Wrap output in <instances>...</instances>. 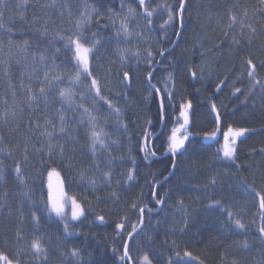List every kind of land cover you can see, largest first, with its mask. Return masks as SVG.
Returning a JSON list of instances; mask_svg holds the SVG:
<instances>
[{
	"label": "trees",
	"instance_id": "16d2710c",
	"mask_svg": "<svg viewBox=\"0 0 264 264\" xmlns=\"http://www.w3.org/2000/svg\"><path fill=\"white\" fill-rule=\"evenodd\" d=\"M199 1L210 2L222 16L218 21L228 17L235 6H241L252 29L240 36L239 46H230L219 37L224 33L222 29L199 17L198 0H188L181 37L171 57L162 58L154 71L152 84L162 95V113L159 97L147 85L148 64L132 69L130 74L135 79L129 86L119 78L121 62L117 50L123 41L105 21L109 10L118 11L120 0H0V50L7 49L11 54L8 60L0 54V264H122L118 256L127 239L114 225L123 221L127 232L131 224H137L139 212L132 207L133 203L143 206L142 201H151L148 206L153 211L158 208L151 198L149 184L155 186L157 180L161 181L171 171L173 158L165 154L170 130L181 123L179 112L187 111L189 100L190 139L186 151L176 156L174 174L157 188L158 196L167 199L172 182L188 176L187 170H183L185 166L190 173L206 168L207 175L190 184L207 187L208 196L205 194L202 208L209 209L203 210L202 217L189 227L187 239L191 246L197 248L206 264H264V238L258 232L260 196L264 195V66H261L264 4L261 0ZM91 8L97 9L102 17L93 19L86 35L91 38V33L97 32L104 37L96 74L108 77L106 87L102 81L104 94L121 109L119 116L103 104L96 109L106 136L105 146L97 145L95 155L88 124L81 123L79 107L80 104L91 107V98L85 95L81 100L84 88L77 89L75 105H65L58 97L59 89L68 86V75L74 70L71 55L58 34L70 35L74 21ZM152 30L158 38V53L151 64L154 68L161 57L159 51L170 49L176 36L172 33L166 40L157 24ZM176 30L179 32V24ZM203 30L212 33L217 43L211 51L219 56L213 65L215 76L204 81L188 75V71H197L201 58L196 45L190 46L188 53L184 50V42ZM19 45L27 56L36 58L44 67L53 69L58 65L63 71L62 80L51 87L46 84L44 95L38 94L40 76L33 77L27 69L31 68L29 62L27 65L26 59L13 53ZM41 54L45 57L43 61ZM249 57L257 65V85L250 84L246 74L244 62ZM169 73L172 80L168 79ZM221 85V91L217 92L216 87ZM236 87L240 92L235 91ZM147 89L148 98L143 95ZM33 94L34 100L30 98ZM213 103L221 112L220 132L215 140L203 138L217 128ZM61 116L66 125L63 133L59 131ZM229 126L234 130L249 129L239 138L235 164L215 158ZM45 127L53 133L50 138L41 134ZM144 137L148 138L146 145ZM142 146L147 147L149 159H144ZM152 149L156 151L154 157ZM132 157L137 172V184L133 186L125 183L133 167ZM52 170L60 173L67 194L82 206V218L74 219L70 206L59 215L51 209L46 178ZM109 171L111 184L104 178ZM227 173L228 177L223 178ZM213 178L218 179L216 186L210 184ZM113 191L118 199L113 197ZM163 193L168 195L165 197ZM245 194L249 195L245 198ZM213 200L240 212L246 228L240 230L226 224L223 209L209 207ZM97 215H104L107 222L98 221ZM157 215L145 211L144 233L162 230V225L153 226ZM154 237L161 245L164 243L163 236ZM114 247L120 252L114 253ZM129 248L135 259L136 245L130 242Z\"/></svg>",
	"mask_w": 264,
	"mask_h": 264
},
{
	"label": "snow or ice",
	"instance_id": "6c2138e0",
	"mask_svg": "<svg viewBox=\"0 0 264 264\" xmlns=\"http://www.w3.org/2000/svg\"><path fill=\"white\" fill-rule=\"evenodd\" d=\"M187 2L188 0H172V2L165 3L163 6L160 3V0H136V8H139L140 11H136V8H133L130 4H128V0H121V7H127L128 11L124 15L123 18H121L120 15L115 13L114 11L109 10L108 19L105 21V24L111 25L112 27H116V35L117 37H124L125 39L130 38L135 34L136 36H141V33L138 31L139 29V19H143L145 22L146 27L148 30H152V26L154 24H157L159 28L162 30L163 35L165 39L167 40L170 36V34L174 33L176 38L179 39L180 33L177 32V25L179 24L181 27L183 26L182 21L183 17L185 15V12L187 11ZM155 5V6H154ZM94 13V15H93ZM102 17V14L98 12L97 9L91 8L87 9L84 13L81 14L80 17H78L74 21V28L71 31V34L68 36L61 34H58L59 38L64 40L65 48L69 51L71 55L72 62H74V70L68 75V86L61 87L58 92V97L61 100V102L65 105L72 106L77 104L76 97L78 95L77 89L84 88L85 92L80 93L81 100L84 99L85 95H88L92 100V106L88 107L86 105L80 104L79 107L82 108L81 113V123L84 121H87L88 124V130H89V140L91 147L93 149V155H95V148L97 145H100L101 148L105 146V130L104 127H101L100 118H98V115L96 113V109L99 105L103 104L106 105L108 108L112 110L117 116L121 114V109L116 106L112 100L106 96L102 88V81L104 82V86L107 85L108 77L99 76L97 75V61L99 59L98 52L99 49L102 46L104 37L101 36L97 32L91 33V38H89L86 35V28L90 27L91 22L93 19ZM157 17H161V19H157ZM138 18V20H137ZM131 19L133 21H137L134 25L132 31H129V24L128 20ZM232 23H235V17H230ZM99 22V21H97ZM118 24V27H117ZM232 24L229 25L231 27ZM254 31V30H253ZM232 43L234 46H239L240 41L237 38H233ZM176 44L172 45L171 49H161L159 51V55L163 58H170L172 49L175 48ZM57 51H60L57 49ZM130 55L136 57V62H141V57L139 51H132L131 49H118L117 55L119 56L120 60V71H119V78L126 82L127 84H130L135 77H133L130 73L132 69H128L125 66L127 65V62L125 60V55ZM41 61L45 59L44 55H40ZM143 60L146 64L149 65L147 70L146 79L149 82V84L152 83L153 77H154V71L155 69L151 68V64L154 60L153 51L148 49L146 50V55L143 57ZM170 62L175 63V61L170 60ZM246 67V74L249 78V82L252 85L259 84V80L256 79V68L257 65L253 63V60L251 57H249L244 62ZM261 66H264V61H261ZM190 75L193 78H196L195 72H190ZM64 78V73L62 70L59 69L58 65L53 66V72L46 73L44 80L47 82L48 87H51V85L54 82H57L59 80H62ZM168 79L172 80L173 75L172 73L168 74ZM221 86L216 87V91H221ZM40 94L46 93L45 85L42 83L40 88L38 89ZM157 89L153 88V92H156ZM236 92H240V89L238 87L235 88ZM166 95V94H165ZM31 99H36L35 95L33 94ZM190 106L191 101H188V109L187 111H180L179 112V119L182 118V122L179 124L178 127H174L170 130V136L168 138V144H167V152L166 155L171 156L172 158L176 157L181 151H183L187 147V143L190 139L189 136V112H190ZM212 112L214 113V121L217 125V128L211 132L210 134H207L203 138L205 139H213L215 140L217 138V134L220 132L219 125L221 123V112L219 109H217V106L213 103L211 105ZM181 121V119H180ZM60 123L61 126L59 128V131L61 133L65 132V118L64 116L60 117ZM126 127V125H124ZM249 132V129L247 128H238L234 130L232 127H228L227 131L223 133V146L221 149H217L215 153V158L217 160L219 159H226L229 161H232L233 164L236 163L238 157L236 155L237 153V141L239 138L244 137L246 133ZM42 135H45L47 137H51L53 133L48 130L47 127L44 128ZM147 137L143 138V145L147 144ZM49 152L52 151L51 141L49 139ZM140 151L144 153V159H149L148 156V149L146 146H142ZM222 152V157L220 153ZM156 156V151L152 149L151 151V157ZM133 160V167L129 170V173L127 175V179L125 183L130 182L131 186L134 184H137L136 181V168H135V158H131ZM175 159H173V163L171 164V168L175 169ZM16 171L19 173L20 168L17 166ZM54 171V170H53ZM172 173L169 172V176ZM105 181L109 184H111V178L112 173L106 172L104 173ZM155 179V177H153ZM167 179V177L165 178ZM218 179L213 178L210 181V184L213 186H216ZM157 184L160 182L157 180ZM149 189L151 191V198L153 201H155V204L163 206L165 204V199L158 196L157 191L155 190V186L152 184H149ZM167 193H163V196H167ZM113 197L118 199L116 191H113ZM151 201H142L143 206H138L136 203L132 204V207L136 209L139 212V219L137 221V224H131L130 230L125 232V223L123 221L116 222L114 227L117 230H120L121 232H124V238H126L128 241L133 242L136 245V248L139 249V239L146 231V228L144 227V214L147 210L148 213L153 212V208L149 207L148 204ZM181 204H183V201H181ZM209 207H220L223 209L225 215L227 216V220L225 221L226 224H230L232 227L234 226L237 229L243 230L246 228V224L242 222V216L240 212H234L231 210V208H225L223 203L219 200H213V202L209 205ZM259 207L261 209V212L259 213L260 216V226L258 227V232L260 233L261 237L264 238V195L260 196V204ZM57 214L59 215L62 212V209L56 210ZM82 210L80 212L74 213V217L80 215ZM96 219L100 221L101 223H106V218L104 215H97ZM188 222L185 220L183 222V227L180 229L181 231L184 230V228H187ZM246 246V243H245ZM173 251V254L169 256L166 260V264H177V262H182V257H187L192 260L198 259V257L194 256L191 251H183L180 250V245L177 244L176 241H172L171 244ZM122 252H120V249L114 247L113 252L117 253L120 252L118 259L122 262V264H128L129 261L132 262V264H153L154 258L148 253L144 252L143 254L140 253V251L137 252L136 258L134 259L133 255L131 254V249L129 248V245L127 243H124L121 245ZM75 255V252H74ZM200 264H203V261H200Z\"/></svg>",
	"mask_w": 264,
	"mask_h": 264
},
{
	"label": "rangeland",
	"instance_id": "374dc122",
	"mask_svg": "<svg viewBox=\"0 0 264 264\" xmlns=\"http://www.w3.org/2000/svg\"><path fill=\"white\" fill-rule=\"evenodd\" d=\"M261 1L264 4V0ZM164 2L169 3L168 0H160L161 5ZM128 4H130L133 8H136V0H128ZM197 4L199 5L196 7L199 17H201V19H204L205 21H211L214 25H216V27L218 26L217 28L219 30L222 29L224 33L219 37L220 39L223 38L224 41L230 46H234L232 43L234 37L240 39L241 35L243 36L248 34L249 31L252 29L251 27H249V18L244 17L245 14H243V12L241 11V6H235L229 12L228 17L224 16L221 21H218L222 16H220L221 14L218 15L215 10H213V7L210 5V2H204L201 4L198 0ZM127 11V7H121L120 0L119 9L115 13H117L121 16V18H123ZM136 11L139 12L140 9L136 8ZM232 16L236 18L234 24L230 19V17ZM136 22L137 21H133L131 19L128 20L129 31H132ZM138 23V31L141 33V36L143 38H141L140 36H136L135 34H133V36L128 39H125L122 36L119 37L123 41V43L119 44L118 49H131L134 52L139 51L141 57V62L137 63L136 57L126 54V68L135 69L137 67H140L141 65L144 66L146 63L144 62L143 57L146 55V50L148 49L153 51L154 57H156L158 53V38L156 34L153 32V30H148L143 19H139ZM230 24H232L231 27H229ZM113 28L116 30V27ZM212 36L213 35L211 32H209L208 30H203L202 33H193L192 37H189L188 40L184 42V50L186 53L189 52L188 49L191 48L190 46L193 45L195 47L196 45V48L201 54V58L197 65V71H188V75H190V72H195L196 76H199L200 80L203 81L215 76V70L213 68V65L219 57L216 55V53L211 51L212 47L215 46L217 43L214 42ZM12 51L13 53H16V55L18 54V57L26 59L27 65L29 62V65L32 69L29 67L27 69L32 72L33 77L39 75L40 79L42 80V83L45 85L46 88L47 82L44 80L45 74L53 72V69L51 67H44L36 58L27 56L26 53L23 51V47L20 45L15 47ZM0 54L4 58H7V60L11 59V54L7 49L0 50ZM186 72L187 70L185 71V76L187 75ZM148 93V89L147 91L145 90L143 92L144 97L148 98ZM38 94L42 95L39 93V91ZM183 111L186 110L184 109ZM180 119L182 122V118ZM185 151L186 148L181 152ZM185 169L187 170L188 176L186 175L185 179L177 177L171 184V191L168 198H165V204L162 207H160L161 205H158L159 207L153 211L155 214H158L156 217H154L156 221L154 222L153 226L154 228H157L162 225V230L158 232V229H155L150 234L144 233L141 236V240H139L140 248H135L136 254L138 251H140L141 254H143L144 252H148L154 258V264H166L167 258L171 256L174 251L171 247L172 241H176L177 244L180 245L181 252L191 251L194 256L198 257V259L196 260H192L187 257H182V262H177V264H197L196 261L200 262L202 260V255L198 252V250H196L197 248L195 249V247L191 246V241H189L187 237L189 238V227L192 225L193 221H196L198 217H202L203 210L209 211L207 207H205V209L202 208L204 207L202 203H204V201L206 202L205 197L208 196V194L205 192L207 191V187L200 185L193 187L190 185L191 182L197 181L199 177H204V175L206 176L207 170L206 168H202V170L198 172L197 169H194L195 173H190L189 169L186 166L183 170L186 171ZM228 175V173L225 174L223 178L228 177ZM46 185L49 193L50 206L55 214H57L56 210L58 209H62V212L60 214L64 213L67 207L70 206L72 217L74 219L82 218V206L73 197H70L67 194L64 187L63 179L58 171L52 170L48 173L46 178ZM243 192H245V190H243ZM239 193L244 194L242 193V191H240ZM247 195L249 194H245V198ZM181 201H183V204H181ZM80 210H82L81 214L74 217V213L80 212ZM185 220H187L188 226L187 228H184L183 231H181L180 229L183 227V222ZM158 234L160 235V237H164H161L164 240V243L162 245L155 240L156 238L154 236ZM202 261L203 264L207 263L204 260ZM4 264L14 263L8 262Z\"/></svg>",
	"mask_w": 264,
	"mask_h": 264
},
{
	"label": "water",
	"instance_id": "95a60500",
	"mask_svg": "<svg viewBox=\"0 0 264 264\" xmlns=\"http://www.w3.org/2000/svg\"><path fill=\"white\" fill-rule=\"evenodd\" d=\"M182 30H183V26L181 27L180 25H179V33H180V36H179V39H180V37H181V33H182ZM179 39H175V42H174V44H176L177 45V43H178V41H179ZM161 58H163V57H161ZM159 67V63L158 64H156V66L153 68V69H157ZM149 83V82H148ZM129 85V84H128ZM152 88H156L152 83L151 84H149ZM157 89V88H156ZM156 93H157V95H158V97H159V100H160V106H161V111L163 110V105H162V96H161V93L159 92V90L157 89V91H156ZM163 112V111H162ZM163 125L164 124H162V127H161V129H160V131H159V133L162 131V129H163ZM158 133V134H159ZM157 134V135H158ZM155 139V136L152 138V140L150 141V143H149V147H151V145H152V142H153V140ZM174 162H175V164H176V158L174 157ZM175 170V169H174ZM174 170L171 168V175L169 176V174L166 176L167 177V179H162L161 181H159L160 183L159 184H156V186H155V190L161 185V184H163L164 182H166L173 174H174ZM130 242L131 241H128V240H126V242L125 243H127L128 245H130ZM130 262V264H132V262L131 261H129Z\"/></svg>",
	"mask_w": 264,
	"mask_h": 264
},
{
	"label": "bare ground",
	"instance_id": "6f19581e",
	"mask_svg": "<svg viewBox=\"0 0 264 264\" xmlns=\"http://www.w3.org/2000/svg\"><path fill=\"white\" fill-rule=\"evenodd\" d=\"M173 44H174V43H173ZM171 48H172V47H171ZM171 48H170V49H171ZM173 49H174V48H173ZM173 49H172V50H173ZM161 61H162V58L159 57V59H158V61H157L156 64L159 63V65H160ZM155 66H156V65H155ZM140 67H142V65H141ZM140 67H137V68H135V69H138V68H140ZM128 69H133V68H128ZM127 85H128V84H127ZM129 85H130V84H129ZM129 85H128V86H129ZM147 85H149L148 81H147ZM149 87H151V86L149 85ZM151 88H152V87H151ZM156 88H157V87H156ZM152 89H153V88H152ZM157 89H158V88H157ZM158 90H159V89H158ZM159 92H160V91H159ZM156 94H157V93H156ZM157 96H158V95H157ZM161 96H162V95H161ZM159 101H160V100H159ZM162 113H163V112H162ZM163 124H164V123H163ZM158 133H159V132H158ZM158 133H157V134H158ZM156 136H157V135H156ZM156 136H155V137H156ZM151 140H152V139H151ZM149 143H150V142H149ZM152 143H153V142H152ZM149 148H152V145H151V147H149ZM175 158H176V157H175ZM173 159H174V158H173ZM175 165H176V164H175ZM164 183H165V182H164ZM156 184H157V183H156ZM155 186H156V185H155ZM156 190H157V189H156ZM158 207H159V206H158Z\"/></svg>",
	"mask_w": 264,
	"mask_h": 264
},
{
	"label": "flooded vegetation",
	"instance_id": "af4514ba",
	"mask_svg": "<svg viewBox=\"0 0 264 264\" xmlns=\"http://www.w3.org/2000/svg\"><path fill=\"white\" fill-rule=\"evenodd\" d=\"M160 207H162V206H160Z\"/></svg>",
	"mask_w": 264,
	"mask_h": 264
}]
</instances>
